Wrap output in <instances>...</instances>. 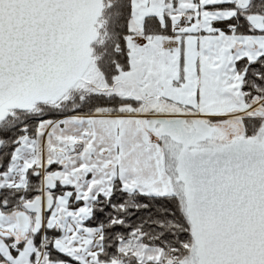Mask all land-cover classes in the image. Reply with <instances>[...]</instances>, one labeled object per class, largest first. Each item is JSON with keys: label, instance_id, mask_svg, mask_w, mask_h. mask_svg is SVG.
Instances as JSON below:
<instances>
[{"label": "snow or ice", "instance_id": "obj_1", "mask_svg": "<svg viewBox=\"0 0 264 264\" xmlns=\"http://www.w3.org/2000/svg\"><path fill=\"white\" fill-rule=\"evenodd\" d=\"M0 264H264V0H0Z\"/></svg>", "mask_w": 264, "mask_h": 264}]
</instances>
